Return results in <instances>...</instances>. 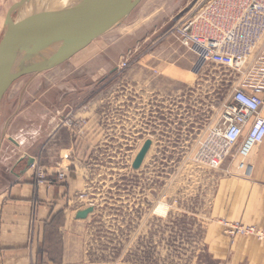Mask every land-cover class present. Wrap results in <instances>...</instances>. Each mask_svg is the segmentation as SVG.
I'll use <instances>...</instances> for the list:
<instances>
[{"label":"rangeland","instance_id":"374dc122","mask_svg":"<svg viewBox=\"0 0 264 264\" xmlns=\"http://www.w3.org/2000/svg\"><path fill=\"white\" fill-rule=\"evenodd\" d=\"M198 3L141 0L121 24L36 75L56 85L51 125L44 120L42 132L36 119L30 129L40 132L21 150L2 135L0 119V176L23 152L46 176L49 166L80 164L96 210L83 236L84 264H193L202 257L208 225H223L229 235L244 228L234 215L218 214L220 203L229 210L235 179L242 178L234 160L228 157L215 170L196 158L254 57L240 73L211 64L194 72L192 55L171 29ZM31 76L10 86L0 111L7 105V116L15 111L10 101ZM35 112L42 116L43 110ZM145 140L152 145L133 171Z\"/></svg>","mask_w":264,"mask_h":264},{"label":"crops","instance_id":"0c3cea01","mask_svg":"<svg viewBox=\"0 0 264 264\" xmlns=\"http://www.w3.org/2000/svg\"><path fill=\"white\" fill-rule=\"evenodd\" d=\"M18 1L0 0V38L7 14ZM54 88L52 78L31 76L10 101L11 107L15 103V111L7 116L9 105L0 111V119H5L2 135L14 149L21 150L40 132L30 129L36 119L42 120L38 125L42 132L44 120L51 125ZM40 107L42 116L35 112ZM23 157H27L24 152L0 176V264H84L83 236L96 210L84 220L75 218L78 211L90 206L89 185L80 164L49 166L46 183L37 185L27 166L30 157L24 163ZM250 159L251 176L235 179L234 200L228 211H223L220 203L218 214L234 215L244 228L264 230V140L254 148ZM19 165L23 167L17 170ZM58 172L63 173L60 181ZM226 230L217 223L207 226L202 257L193 264H264V240L239 233L229 235Z\"/></svg>","mask_w":264,"mask_h":264},{"label":"built area","instance_id":"2783aa9c","mask_svg":"<svg viewBox=\"0 0 264 264\" xmlns=\"http://www.w3.org/2000/svg\"><path fill=\"white\" fill-rule=\"evenodd\" d=\"M171 35L194 55V72L211 64L240 73L254 57L221 113L219 128L209 131L196 158L216 170L231 157L237 174L249 178L252 165L248 160L264 140V0H199L172 27ZM29 168L34 170L37 185L46 183V172L35 159ZM57 177L62 180L63 173ZM234 230L264 240V230Z\"/></svg>","mask_w":264,"mask_h":264},{"label":"water","instance_id":"95a60500","mask_svg":"<svg viewBox=\"0 0 264 264\" xmlns=\"http://www.w3.org/2000/svg\"><path fill=\"white\" fill-rule=\"evenodd\" d=\"M140 1L120 5L105 17L113 0H19L6 18L0 38V102L14 82L62 65L121 24ZM151 145V140L144 141L132 161L133 171L141 168ZM32 162L30 158L27 166ZM93 212L89 206L75 218L84 220Z\"/></svg>","mask_w":264,"mask_h":264},{"label":"bare ground","instance_id":"6f19581e","mask_svg":"<svg viewBox=\"0 0 264 264\" xmlns=\"http://www.w3.org/2000/svg\"><path fill=\"white\" fill-rule=\"evenodd\" d=\"M124 1L125 0H113L112 5H110L109 8L106 9L104 16L109 17L113 15ZM160 210H165V205H161Z\"/></svg>","mask_w":264,"mask_h":264}]
</instances>
